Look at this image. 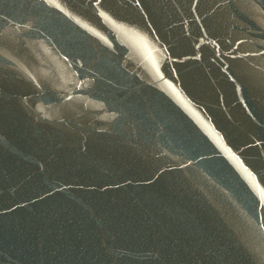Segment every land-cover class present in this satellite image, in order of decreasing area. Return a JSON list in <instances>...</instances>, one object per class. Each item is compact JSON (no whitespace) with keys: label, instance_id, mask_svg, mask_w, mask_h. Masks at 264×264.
I'll use <instances>...</instances> for the list:
<instances>
[{"label":"water","instance_id":"95a60500","mask_svg":"<svg viewBox=\"0 0 264 264\" xmlns=\"http://www.w3.org/2000/svg\"><path fill=\"white\" fill-rule=\"evenodd\" d=\"M0 264H264V0H0Z\"/></svg>","mask_w":264,"mask_h":264}]
</instances>
